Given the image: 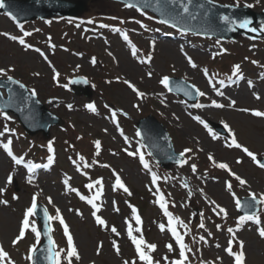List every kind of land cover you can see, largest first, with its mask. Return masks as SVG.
I'll return each instance as SVG.
<instances>
[{
	"label": "rangeland",
	"instance_id": "1",
	"mask_svg": "<svg viewBox=\"0 0 264 264\" xmlns=\"http://www.w3.org/2000/svg\"><path fill=\"white\" fill-rule=\"evenodd\" d=\"M125 10L126 9L124 8L117 10V8L111 2L104 0L92 1L90 2L89 7V11L91 12L90 15H92V17L94 18H115L116 14L120 12L125 15L127 13L125 12ZM4 22L5 21H3V18H0V28L4 26V24H2ZM108 22L112 25L111 19L108 18ZM262 25L263 26L258 27L264 29V24ZM142 26L144 27L145 25ZM254 35L259 38H264V32H260L258 30L256 32L254 31ZM85 36H89L92 39L90 41L84 40L83 38ZM239 38H242L243 40L238 41L234 45L233 51H235V53H237V51L239 50L242 51V43L253 41V38L250 37L240 36ZM73 42L74 44L79 43L77 47V49L79 50L86 49L88 51V49H90L89 52H97L102 49L99 51V53L102 55V57L105 58V60L109 61L110 67L102 65L105 61L103 62L101 60L99 64L101 67H99L98 70H102V68L106 71L109 70L111 72V76L116 75L119 79L120 82L114 86L117 88L116 90H118L116 92V95H112V92L110 95H112V98L115 99L120 105L126 107L127 109H131L134 107V94L129 90L126 83H124V78L131 79V81L135 82L136 84H141L145 87H148L149 89L154 90L153 94L155 97L152 98V100L158 102L157 104L159 110L155 109L153 106H148L146 104L145 106L148 107L147 110L155 109L161 115H163V119L166 120L170 128L173 129L174 134L177 135V138L180 139V142H182L181 145L178 143V149L182 150V146L190 145V142H197V145L199 147H204L206 144H208L207 150L209 152H213L218 160L230 161V158L232 156H227L224 150L218 146H215L214 148V143H216L217 145V139L214 140L211 136H209L205 128H203L201 125H195L194 121L190 122V128V126H188V123H186L184 120L183 123L182 120L175 115V112L172 111L173 107H177V109L181 110L182 114L189 115L185 107L181 105L180 101H178L176 96L168 95L166 98L158 96V92L161 91V75L165 72H177L185 77H188L191 81L196 83L204 91L205 95L209 97V93L212 90L203 77L202 69L190 67L180 56L181 54L172 53L171 55H162L157 61H154V69L146 71L145 66L143 64H140L132 57L127 55L122 49L121 51L115 48L113 54H110L107 51L109 49V45L107 44V42H104V40L101 39H97L93 33L89 34L88 31H81L78 36H74ZM254 42L256 43V46L261 45L260 43H258L259 41ZM200 46H203V43H200ZM218 48L221 50L223 49L221 47ZM18 50L19 49L17 47H13L12 45L8 44V41H6L5 39H2L0 41V65L2 66L1 68L6 69V72L7 70H12L11 65H14V63H12L13 58H11V55L17 54V56H19ZM116 52H118V58H116L117 55H114ZM169 53H171V51H169ZM22 56L24 58V55ZM193 56L196 65L198 64V66L200 67H206L212 63V60H209L207 57L205 58L198 54H194ZM262 56L264 58V53L262 54ZM26 59L28 58H24V60ZM77 61L79 60L75 59V61L71 63L75 64ZM80 62L82 64H87V62L85 61L80 60ZM235 65H239L240 67L242 66L238 60L233 61L232 66L229 69L230 72L234 71ZM96 66L97 64L94 65V67ZM42 67H44L43 64H38L36 66L37 70H39L40 72L42 71ZM87 68L89 71H98L91 69L90 67ZM45 69L47 72L46 77H35L34 81H32L34 83V89L38 92L40 98L45 103H47L48 106L52 107L55 111L64 114L67 119L75 121L76 125H80L79 121L81 119L85 120L86 118L88 126H85L86 129L89 128L87 131H89L91 134L95 133L97 135H102V128L105 125L99 122L97 119L88 118L84 115L83 109L85 107L84 104L86 102L84 101L85 97L74 96L71 98V101H64L63 99L66 98L62 97V95L54 91L55 89L52 86V81L49 80V70L47 68ZM63 70L67 71V67H65ZM149 73H151V75H149ZM93 90L94 95L92 98H94L93 101L96 103V105H98L100 104L101 96L99 87H94ZM256 90H258L259 92L257 93L260 94L264 92V83L262 84V88L252 89L248 94L243 93L242 95L239 94L238 96V92L234 90L235 93L231 92V95H226L224 101L225 107L223 108L215 109L207 106L202 108L201 110H207L211 113V116L213 118L220 119L223 122L229 123L230 127L236 128L237 132L240 134V138L242 139V141L248 142L254 140L255 149L257 151L264 152V130L262 129V127L256 123V127L254 129L255 133H253L250 125L247 124V122H250L247 116L245 117V119H240L237 118L236 113L233 112L234 109L241 108L242 102H244L243 99L245 97H248L250 101L248 102L249 104L253 103L251 101H254V91ZM259 97L261 103H264L262 95H259ZM236 99L240 102L241 106L237 104ZM231 101H235V105L229 107ZM68 105H72V107L69 108ZM137 113V111H134L135 115H137ZM122 118L125 122H130L133 118V115L126 111H123ZM97 121L99 122L98 124H96ZM14 123H16L14 116H11V119H6V117L0 114V131L1 133H3L1 135L2 138L0 141V189H4V191L0 192V201H8L7 204L3 203L0 207V225L5 233L7 242L6 244L11 246L10 250H14L13 255L10 254L11 252H9V255L18 258L19 255H22V253L26 252L30 245L35 246V244L39 242V238L36 237L32 232L29 233L26 238L23 237L16 244L8 242V240L13 241L19 235L20 219L24 210L23 206L29 203L32 192H41L40 197L53 211L54 216L55 210L57 208H59L60 211L61 208L64 211L66 208L70 210L73 209V207H76L78 203L76 197L70 203V200L73 197V193L70 190H67L64 186H62L59 183L60 181L58 182L57 180H54V175L37 183H27L25 182L24 178H19L22 187V190L20 192V198H24L27 203L24 201L17 202L16 200H14L13 195L10 194V190L12 191L14 187L12 182H7V177L9 174H12L13 179L15 178V168L10 162L4 159V156L5 158L7 156L5 155V149L2 146L3 142L7 143L8 140L11 139L15 150L21 155H26L27 153H29L32 150L31 145L33 144V141L21 135H8L4 132L5 126L13 127L12 125H14ZM72 126L73 125H69L67 129L59 127L55 128L54 130H52V134L48 138H44L42 134L36 135L35 138L42 141L46 140L47 145L49 141H51L52 146H55L56 148L65 149L66 153H68L71 150V147L68 143V137L72 132ZM82 130L85 131V129L83 128ZM250 135L253 136L252 139H250ZM109 138L111 137H107V139ZM118 139H121V137L119 136ZM199 140H202L203 142L200 143ZM219 145L221 146V144ZM92 147H95L92 142H83V150L88 151ZM215 150L218 151L216 152ZM187 156H189L188 153ZM187 165L189 164L186 163L184 165H181L179 169L184 172L183 166ZM120 166L127 167L126 169L122 170V172L127 176V182L131 185L129 188L131 195L126 192L114 191L111 183H108L106 185L107 193L104 196L105 203L100 210V214L102 215V218L106 220L107 224L111 222L110 224H108L107 228L99 226L95 221L92 220V217L90 216L92 215L90 210L85 212L84 219L82 218V216L78 217L75 211H65L66 213H68L70 218H72L74 230L76 232L78 245L77 251L80 256V259L76 260V264H124L125 261H128L129 264H146L145 261L139 260L138 257L136 258L137 252L135 244L128 236V229L125 228L122 222V220H124L126 216H134L132 211L133 207L137 210L136 214L146 217L147 225L143 229H140L139 226H135L132 234L137 238L139 237V235L145 236V241L147 243L156 245L155 250L152 251H149L144 246L147 250L146 254L152 257L153 264H156V262H159V264H172V257H178L179 253L175 245L172 246L171 251H169L167 245H160L161 242L167 241L169 239H167L168 233L166 226L164 231L160 230L159 225L163 224V222L158 217V209L154 206L155 198L153 196L141 197L138 193L139 190H146L147 185L149 183L148 176L140 171V164L138 162L133 163L124 159V162L121 163ZM242 173L244 176L243 179L246 181V183L242 187L243 190H251L248 192L264 194V179L261 175H259L258 171L255 170L254 174L252 175V173L248 169H246ZM165 177L167 178L166 175ZM204 180L208 179H202L201 181L203 182ZM206 183L208 187L211 186L212 190L210 191L213 194H215L217 197H220V199H222L221 196L224 197L226 201L229 200V193L235 190V188H233L231 189V191H229L228 188L222 185L221 183H217L216 185H213L212 183L210 185L209 180ZM236 185V188L239 189L241 184L237 183ZM191 190L192 192H196L195 188H192ZM211 192H209V195L212 194ZM135 194H137L138 196H136ZM121 196H128V198H134H130L131 203L126 206L124 205V203H122L120 199ZM49 198H51V203H49ZM202 201L203 203H205L206 201H208V198H202ZM174 203L177 204L178 209H182L179 199L175 198ZM116 208H118L119 211H116ZM112 226L116 227L119 235L111 232L110 229ZM137 229H139V231H137ZM244 237H248V240L256 242V247L252 250V252H249L250 250H247L249 254V260H252V264H264V257L261 255L260 249H258L262 247L264 243L259 242V240L256 239L251 232L245 233ZM102 239L104 241V248L103 250L100 249V252L98 254L97 248L100 245V240ZM113 241L117 243L120 249L119 254L115 251L113 247ZM221 251L223 253L225 264H233L232 261L228 258L225 251L223 249H221Z\"/></svg>",
	"mask_w": 264,
	"mask_h": 264
},
{
	"label": "snow or ice",
	"instance_id": "2",
	"mask_svg": "<svg viewBox=\"0 0 264 264\" xmlns=\"http://www.w3.org/2000/svg\"><path fill=\"white\" fill-rule=\"evenodd\" d=\"M173 2H175V0H173ZM190 2V0H189ZM127 7H132L133 5L132 4H127L126 5ZM3 7H6L5 3H4V0H0V8H3ZM183 11L185 13L188 12V7L187 5H183ZM9 16H11V18L13 20L16 19V16H14L11 12L8 13ZM223 19L225 21H229V17L225 16L223 17ZM231 22V21H229ZM48 23H51V21H48ZM161 23H165V24H168V23H171V21L169 20H162ZM251 22L247 19H244L242 21L239 22V27L241 28H247L249 26ZM21 27V30L23 31V26L22 25H19ZM79 26V25H77ZM171 26L172 27H177V24L176 23H171ZM102 27H109L108 25H102ZM115 31H120V29H114ZM38 31V30H37ZM183 31V30H182ZM251 31H257V29L253 28L251 29ZM3 35L5 36H9L10 39H12L13 41H16L18 40L19 43L21 45H24L25 48H32L33 46L31 44H27L25 42V39L23 38V36H30L31 33L30 32H24L23 33V36L21 37H17L15 35H10L9 33H3ZM123 39L125 41H128L129 38H128V35L126 33L123 34ZM130 43V41H129ZM217 43H219V41H217ZM52 47L54 48L55 45H52ZM36 52L40 53L42 56H44L45 59H47V57L44 55L43 52H41V50L39 48H36L35 49ZM222 51H226L224 49H222ZM137 53V49L135 47V45H132V54L135 56ZM189 63L192 65V67H196L195 63L192 62L191 58L189 57ZM147 60L150 61L151 60V56L149 55L147 57ZM143 62V61H141ZM92 63L95 64L96 63V59L93 57L92 58ZM253 63H256L255 61H253ZM240 72V66L239 65H235L234 66V74H238ZM205 73L207 74V70L205 69ZM0 75H7V72H6V69L4 68H0ZM149 75H151V73H149ZM59 76V73L57 72L54 76V79L56 77ZM239 78H242V77H239ZM7 79L10 80V81H13L14 83L16 84H20V86L23 88L25 87V85L21 84L20 81L18 80H14L13 77L11 76H7ZM74 83L75 82H78V81H73ZM84 82H87V81H84ZM124 83L128 84L129 87H131L133 89V91H136L137 92V95L139 96H144L145 94L142 93V92H139L138 89L135 88L134 85H132L129 81H124ZM160 83L164 84L166 87L168 86V83H169V77L168 76H164L162 78V80L160 81ZM221 84H223V81H220ZM249 84L251 85V81H249ZM0 86H3V85H0ZM193 88H195V85L192 86ZM218 92V95H221L223 96L224 93L223 92H220L219 90H217ZM197 93L201 96L205 95V93L203 92H200L199 89H197ZM37 93L36 91L33 89L31 91V96H36ZM259 98V97H257ZM212 104L217 107V108H223L224 105L223 104H219L217 103L216 101H212ZM235 105V101H231V103L229 104V107ZM69 108L72 107V105H68ZM85 107L90 110L91 112L95 113L97 111L94 103H88L85 105ZM196 107H204V105H196ZM244 111H248V109H244ZM0 114L4 115L6 117V119H11V117H8L6 113L0 111ZM253 114L257 117H264V111H254ZM112 117L113 119L115 120V117H116V112L114 111L112 113ZM195 119L197 121H199L201 124H204L205 127H208L207 123L202 120L199 116L195 117ZM225 127H228L227 124H225ZM5 132L7 131H10L7 126H5V129H4ZM3 133H0V135H2ZM139 135V133H138ZM125 140H127V137H125ZM11 139L8 140L7 143L3 144V148L5 149V151L7 152V154L12 158V160L16 163V164H24L25 161L23 159V157H18L16 155L13 154V151L11 149ZM94 145H95V148H96V152L97 154H99V151L101 149V142L99 140H96L94 141ZM228 147H233L235 146L236 148L240 149L242 148L243 151L249 156L252 158V160L254 162H256L260 168L264 169V162H261L259 159H257V156L256 154H254L253 152H251L247 147H244L243 145L239 144L235 138L232 139V142L230 144L227 145ZM48 151L49 153H53L54 152V149L52 147V142L49 141L48 143ZM191 151L190 149H185L184 152H181L180 153V156L183 157L185 155L186 152H189ZM128 155L130 156H136L137 153L136 152H128ZM140 161L141 163L143 164L144 168H149V165H148V162L144 159V156L143 154H140ZM79 159L81 161L84 160V157L81 155L79 156ZM48 163L46 165H37V164H33L31 162L27 163V168H28V172H29V176H28V183H32L33 181V175L32 173L34 172V169L36 168H39V167H48L49 165H51L54 161V155H49L48 158ZM209 160H211L213 162V164L221 169H226L228 170L232 176H234L236 178V180H238L240 182L241 185L245 184L246 181L244 179H242L239 175H237L236 173L234 172H231V169L229 168V165L227 163H217L213 156L211 154H209ZM187 161L186 160H183L181 159L179 161V163L181 164H184L186 163ZM238 163L240 162L239 160L237 161ZM75 163V162H74ZM105 167H107V165H105ZM192 171L195 172L196 171V165L193 164L192 165ZM13 180V176L12 174H9L8 177H7V182L8 183H11ZM157 180V176L155 173L152 174V182L155 183ZM64 183L65 185H68V179H65L64 180ZM99 186V189L95 192L94 196H92L91 198H88V197H85L83 195H80L78 190L77 189H74V188H70L69 187V190L70 191H74V192H77L78 195H80V198L82 200H86L88 204H90L92 206V208L94 209V211L92 212V215L93 217H95V222L101 226V227H105L107 228L108 225H107V222L105 219H103L100 215H97V213L100 211V206L97 205V203L95 202L98 198L101 197L102 193H103V182H102V179H97L96 181H94L93 183H89L88 185H86L87 188L89 189H92L94 188L95 186ZM114 188H120V189H123L124 192L128 193L129 195H131L128 187H126V185L123 183V181L121 180L120 176L119 175H116V178H115V184L113 186ZM185 187H187V185H185ZM227 188L229 191H231V188H232V185L231 183L229 182L227 184ZM4 191V189H0V192ZM38 195V194H36ZM36 195L33 196L32 198V204L29 208L26 209L25 211V214H24V219H23V226L20 228V231H19V235L12 241L13 244H16L19 240H21L24 235H25V229L29 227V217L34 213L35 209L37 208V203H36ZM233 195H235L233 193ZM252 198H253V201H256L257 197H256V194L255 193H252ZM14 198H18V197H14ZM260 201L261 202H264V194H261L260 196ZM51 198H49V203H51ZM0 203H4V204H7L8 201L4 200V201H0ZM115 203V202H114ZM158 203L160 204V207L164 210V214L168 217V227H169V230L171 231L172 235L175 237L177 243H179L180 245V257L181 259L179 260H176L174 262V264H184V261L187 260V256L185 255V250L188 249V246L186 244H184L183 242V237L177 232L176 228L172 226L173 224V220L174 219H177L178 218H175L173 217L172 213H170L167 209V207L165 206V204L163 203V197H161V200L158 201ZM210 203L212 204H215V208H213V211L215 212L216 209H219V212H217V215H219L220 213H223L225 216H227V211L226 209H224L223 207H221L220 205L216 204L215 201H211ZM249 207H254L255 204L250 202ZM236 207L239 209L242 207L241 205V202L240 200L237 198L236 199ZM116 211H119L118 208L115 209ZM77 213L79 214V210H76ZM133 211V214L135 216V221H136V224L139 225L141 223V217L140 215L136 214L137 213V210L133 207L132 209ZM45 212L47 213V210H45ZM49 220H59V223L63 226V229H64V234L66 235L67 237V244H68V249H67V253H66V256L68 258V264H72V259L71 258H75V259H80V256H79V253L77 251V248H76V245L74 243V240H73V236L71 235V233L69 232V227L68 225L65 223L61 213H60V210L59 208L56 209V215L55 216H48L47 217ZM249 220H252V221H255L257 224L260 223L259 219L257 216H255L254 214H248V213H245V215H242L238 218V223H237V229L240 227V225L245 222V221H249ZM179 223L183 224L182 221H178ZM185 227H187V225H184ZM204 223H203V220H201V223L199 224V227L200 228H204ZM160 227V230L161 231H164L165 230V225L164 224H160L159 225ZM219 225H217V228L219 229ZM111 232L113 233H116L117 235H119V233L117 232V229L115 226H112L111 227ZM32 231L33 232H36V228L35 227H32ZM137 231H139V229H137ZM228 232L229 233H232L233 234V239H235V232H234V229L229 227L228 228ZM133 230L131 227L128 228V236L130 237V239L132 240V242L135 244V247H136V251L139 255V259L142 260V261H145L146 264H153V259L150 255L146 254V252L144 251V248H142V245L145 246L149 251H152V250H155L156 248V245L155 244H149L147 243L144 239H143V236H141L139 239H137L136 236H134L133 234ZM37 235H39V233H37ZM209 235H211V233H209ZM259 235L261 237H264V227L260 228L259 229ZM201 240L204 239V237H200ZM232 240H229L228 242V247L225 249V251L230 255V256H234L235 257V264H245V253L243 251V248H244V243L243 241H240L239 243V248H240V251L239 253H235L233 252V249L231 247L232 245ZM219 247V245H217ZM103 247L102 243L98 246L97 248V253L99 254L100 252V249ZM113 247L115 249V251L119 254L120 252V249L117 245V243L115 241H113ZM169 251L172 250V244H168L167 245ZM51 251V250H50ZM188 251H191V249H188ZM8 253L4 250V248L2 246H0V261H3L5 260V258L8 257ZM53 261V264H60V253L59 252H56L54 255H52L50 257ZM124 264H129L128 261H125ZM156 264H159V262H156Z\"/></svg>",
	"mask_w": 264,
	"mask_h": 264
}]
</instances>
